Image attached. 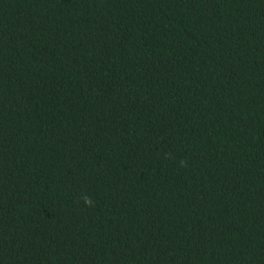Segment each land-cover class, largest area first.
I'll return each instance as SVG.
<instances>
[{"label":"trees","instance_id":"16d2710c","mask_svg":"<svg viewBox=\"0 0 264 264\" xmlns=\"http://www.w3.org/2000/svg\"><path fill=\"white\" fill-rule=\"evenodd\" d=\"M0 264H264V0H0Z\"/></svg>","mask_w":264,"mask_h":264},{"label":"clouds","instance_id":"9594fccd","mask_svg":"<svg viewBox=\"0 0 264 264\" xmlns=\"http://www.w3.org/2000/svg\"><path fill=\"white\" fill-rule=\"evenodd\" d=\"M88 203H91V201L89 200V201H87Z\"/></svg>","mask_w":264,"mask_h":264}]
</instances>
